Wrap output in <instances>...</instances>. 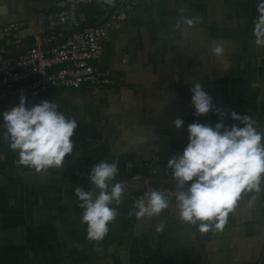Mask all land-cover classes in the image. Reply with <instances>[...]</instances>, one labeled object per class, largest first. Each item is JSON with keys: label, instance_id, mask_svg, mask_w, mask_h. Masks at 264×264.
Here are the masks:
<instances>
[{"label": "crops", "instance_id": "1", "mask_svg": "<svg viewBox=\"0 0 264 264\" xmlns=\"http://www.w3.org/2000/svg\"><path fill=\"white\" fill-rule=\"evenodd\" d=\"M55 2L0 0V55H16L52 28V42L61 41L70 29L56 23ZM259 2L141 0L103 42L101 65L111 70L115 85L96 97L86 88L50 89L28 100L53 101L78 124L73 152L59 168L36 172L20 165L0 128V264H264V185L242 194L223 228L208 232L182 221L177 202L168 199L159 215L138 218L135 203L145 191L138 183L125 185L108 233L91 241L75 189L94 186L62 174L107 159L118 165L120 181L129 176L126 161L156 154L162 161L157 174L145 173L150 185H176L166 166L186 146L187 125L220 119L212 111L194 115L195 83L216 107L248 115L264 132V43L255 34ZM108 9L103 1L80 8L83 26L98 23ZM181 16H198L200 22L181 31L175 28ZM215 45L224 47L222 55L212 52ZM6 104L0 90V108ZM177 117L184 121L180 129L173 124Z\"/></svg>", "mask_w": 264, "mask_h": 264}, {"label": "clouds", "instance_id": "2", "mask_svg": "<svg viewBox=\"0 0 264 264\" xmlns=\"http://www.w3.org/2000/svg\"><path fill=\"white\" fill-rule=\"evenodd\" d=\"M109 6L115 0H103ZM260 16L255 34L258 43H264V0L258 6ZM200 18L181 16L175 28L181 31L193 27ZM212 52L220 56L222 45H215ZM191 106L199 117L212 111L220 119L214 125L193 122L187 125V144L179 154L167 161L171 178L176 181V207L182 221L197 225L200 232L218 231L223 228L229 213L237 206L242 194L260 192L264 185V132L257 129L246 114L232 110L225 112L216 107L212 97L199 83L191 85ZM229 118L238 123L226 125ZM4 126L5 142L18 152L19 164L36 172L59 168L65 157L73 152L72 137L78 124L59 111L53 101L31 103L21 94L19 104L0 112ZM174 127L184 126L182 118L173 121ZM118 165L107 159L94 164L89 172L93 187L85 191L75 189L79 208L83 209L81 223L86 227V238L102 240L109 231V223L117 216V205L125 192L122 182L110 183L118 175ZM252 201H249L251 204ZM169 202L158 191H147L135 203L138 218L159 215ZM163 224L156 231H162Z\"/></svg>", "mask_w": 264, "mask_h": 264}, {"label": "built area", "instance_id": "3", "mask_svg": "<svg viewBox=\"0 0 264 264\" xmlns=\"http://www.w3.org/2000/svg\"><path fill=\"white\" fill-rule=\"evenodd\" d=\"M102 1L56 0L59 9L55 13V21L70 29L61 41L53 44L52 28L48 35L37 36L33 46L19 51L16 55H0V90L7 103L6 107L0 108V112L17 107L21 94L26 95L29 100L47 93L50 89L86 88L96 97L101 90L117 83L111 70L101 65L103 42L141 0H115L109 16L100 25L83 26L80 8ZM14 42L16 45L20 44L19 40ZM49 44L53 45L42 47ZM0 128L4 129L2 123ZM159 161L162 158L156 154L144 157L138 162L126 161L124 169L129 176L120 182L124 185L138 183L145 192L158 191L166 199L176 201V185H150L149 176L157 174L156 164ZM96 163L98 162L67 167L62 174L66 178L89 181L90 169ZM145 173L149 174L148 178ZM115 182V179L110 181Z\"/></svg>", "mask_w": 264, "mask_h": 264}, {"label": "water", "instance_id": "4", "mask_svg": "<svg viewBox=\"0 0 264 264\" xmlns=\"http://www.w3.org/2000/svg\"><path fill=\"white\" fill-rule=\"evenodd\" d=\"M112 8H113V6H109V9H108V11H107V14H106V16L104 17V18H102V20H100L98 23H95V24H93L92 26H98V25H100L108 16H109V14H110V12L112 11ZM54 44V43H53ZM53 44H49V45H44V46H42V47H49L50 45H53ZM115 180L117 181V182H120L119 181V179L117 178V177H115Z\"/></svg>", "mask_w": 264, "mask_h": 264}]
</instances>
